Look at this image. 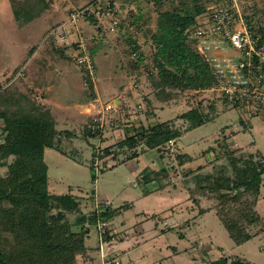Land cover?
Instances as JSON below:
<instances>
[{
  "label": "rangeland",
  "instance_id": "1",
  "mask_svg": "<svg viewBox=\"0 0 264 264\" xmlns=\"http://www.w3.org/2000/svg\"><path fill=\"white\" fill-rule=\"evenodd\" d=\"M17 1L0 0V93L10 90L31 95L33 107L27 103L20 108L36 114V105L43 103V91L37 89L42 78L48 84L59 86L58 91L51 93L53 102L47 104L57 118V129L64 132L62 144L69 151L76 149L78 158L84 162H76L47 147L48 189L54 194H73L80 203L81 213L88 216L104 207L120 208L107 225L99 228L92 227L90 222L85 224L87 228L92 227L86 237L87 244L94 249L99 246L93 264H103L102 241L104 254H110L106 259L110 258L108 261L112 264L115 261L120 264H209L224 256L229 259L228 264L236 257L252 264H264V181L257 205L263 219L249 226L253 237L243 244L232 240L215 210L199 216V208L182 188L185 175L215 160L214 154L204 151L224 128L236 132L227 142L232 149L260 151L264 155V110L255 112L226 104L213 86L205 90H180L158 83L156 46L148 30L156 28L161 9L182 7L187 0H163L162 4L157 0H115L121 18L126 21L118 34L96 35L94 27L82 21L80 28L88 36H94L91 47L95 48L96 75L91 81L73 56L78 46L45 42V34L50 27L49 31L67 19L71 7H82L96 0H49L54 2L53 8L25 26H20L15 18ZM241 1L250 23L257 29L264 28V0ZM138 15L143 17L140 27L137 22L132 25ZM59 20L62 21L54 24ZM126 37H131V41ZM133 49L138 51L136 57ZM115 101L118 110L106 113L104 107ZM214 103L218 104L220 115L184 132L176 144L161 150L162 155L142 144L134 150L118 145L133 127L174 120L183 130L188 123L176 119L179 114L193 107L207 111ZM1 105L5 110L6 104ZM3 124L0 119V142L4 136ZM90 125L92 130L100 131L96 137L88 136ZM107 147L112 149L110 154L101 158ZM134 151H139L141 156L128 159ZM180 153L194 158L179 164ZM163 167L173 169L168 178L162 179L163 185H159L157 178L148 185L144 182L143 175L150 169L158 171ZM7 171V167H0V175H6ZM210 205L203 202L204 207ZM70 215L71 221H75L80 214ZM105 227L116 235L112 242L101 241ZM79 228L73 226L74 230ZM67 229L61 227L63 232ZM187 249L194 253L190 254Z\"/></svg>",
  "mask_w": 264,
  "mask_h": 264
},
{
  "label": "trees",
  "instance_id": "2",
  "mask_svg": "<svg viewBox=\"0 0 264 264\" xmlns=\"http://www.w3.org/2000/svg\"><path fill=\"white\" fill-rule=\"evenodd\" d=\"M210 1L187 0L182 7L163 8L158 12L156 28L149 29L148 33H151V40L156 46L155 64L158 66L159 85L180 90H205L214 85L211 66L192 37V29L207 12ZM162 2L157 0L159 4ZM53 6L54 2L49 0H18L15 18L20 26H25ZM142 18L138 15L132 25L137 22L140 27ZM125 22L122 19V25ZM258 30L264 35V28L259 26ZM126 38L131 41V37ZM92 54H95L94 47ZM1 89L0 84V92ZM222 96L226 104L241 108V105L233 104ZM32 98L31 95L28 97L10 90L0 93V106L6 104V108L3 106L5 110L0 108V119L4 122L0 167L8 169L6 175H0V264H93L99 246L96 249L89 246L86 237L100 221H112L120 208L104 207L88 216L81 213L80 203L73 194H54L49 191V168L45 161L47 147L56 149L76 162L83 163L84 160L78 158L76 149L69 151L62 144L64 132L57 129V118L44 97L41 98L42 106H38L40 103L36 105V114L24 109L27 103L33 107ZM21 104L23 108H20ZM152 108L156 109L153 103ZM219 115L217 103L207 111L193 107L176 117L187 121L185 129L178 128L174 120L148 127H133L127 130L118 145L134 150L142 144L147 149L158 150L159 155H162L161 150L176 144L184 132L213 121ZM92 126L87 134L96 137L100 131L92 130ZM227 130L222 129L209 149L204 151L214 154L215 160L185 175L182 188L188 192L190 201L199 208V216L215 210L232 240L236 244H243L253 237L249 226L263 219L257 205L264 181V155L260 151L232 149L227 142L236 132ZM66 135L71 137L69 132ZM111 150L110 147L105 148L101 158L110 154ZM132 154L128 159L141 156L139 151ZM177 158L179 164H184L192 161L194 156L180 153ZM171 170L166 167L158 171L150 169L143 175V180L148 185L157 178L160 180L159 185H163L162 179L168 178ZM204 201L211 205L204 207ZM75 213L80 215L71 221L70 214ZM87 222L91 223V229L85 227ZM74 225L80 228L74 230ZM61 227L68 229L63 232ZM102 231L103 239L112 242L116 235L107 227ZM186 251L194 253L192 249ZM228 262L229 259L224 256L209 264ZM232 264L252 263L236 257Z\"/></svg>",
  "mask_w": 264,
  "mask_h": 264
},
{
  "label": "built area",
  "instance_id": "3",
  "mask_svg": "<svg viewBox=\"0 0 264 264\" xmlns=\"http://www.w3.org/2000/svg\"><path fill=\"white\" fill-rule=\"evenodd\" d=\"M82 21L92 25L96 35L118 34L122 28L118 3L96 0L82 7L73 6L67 19L45 36V42L77 45L73 56L91 81L96 75L91 47L94 36H88L80 28ZM192 37L211 66L215 77L213 88L233 104L255 112L264 110V35L247 19L242 1L212 0L207 12L192 29ZM137 55L138 51H133V56ZM104 110L106 113L117 111V101L107 104ZM105 224L107 222L100 221L98 227ZM104 244L102 241V261L109 264L110 258H106L110 254H104ZM114 264L120 263L115 261Z\"/></svg>",
  "mask_w": 264,
  "mask_h": 264
},
{
  "label": "crops",
  "instance_id": "4",
  "mask_svg": "<svg viewBox=\"0 0 264 264\" xmlns=\"http://www.w3.org/2000/svg\"><path fill=\"white\" fill-rule=\"evenodd\" d=\"M87 5L88 4H90V3H86ZM85 4V5H86ZM84 5V6H85ZM83 6V5H82ZM66 13H64V15H65ZM62 20H59V21H57L56 23H54V24H58L59 22H61ZM52 27H50L48 30H47V32L51 29ZM47 32H46V34H45V36L47 35ZM55 66V65H54ZM54 66H52V67H54ZM55 68V67H54ZM56 69V68H55ZM53 75L55 74V72H53L52 73ZM42 83L38 86V90L39 91H43V97H44V101H46L47 103L48 102H53V99L52 98H54L53 97V95L51 94L52 92H56V91H58V88H59V86H55L54 84H52V83H50V84H48L49 82H47L46 83V80L44 79V78H42ZM55 80V79H54ZM175 250V252L177 253L178 252V250H177V248H175L174 249Z\"/></svg>",
  "mask_w": 264,
  "mask_h": 264
}]
</instances>
